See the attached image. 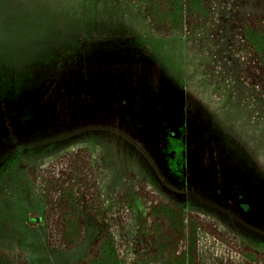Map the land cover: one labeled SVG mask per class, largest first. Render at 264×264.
Segmentation results:
<instances>
[{
	"label": "trees",
	"instance_id": "16d2710c",
	"mask_svg": "<svg viewBox=\"0 0 264 264\" xmlns=\"http://www.w3.org/2000/svg\"><path fill=\"white\" fill-rule=\"evenodd\" d=\"M127 2L158 37L202 38L209 59L199 75L213 106L240 88L264 110V0ZM218 8L231 14L225 30L217 25ZM44 50H31L29 72L0 76V194L16 176L32 185L42 216L29 214L25 223L43 226L47 248L73 252L95 231L75 264H151L155 257L158 264H199L202 231L244 260L264 262V165L200 97L186 90L192 181L184 210L160 190L178 117L159 105L156 71L136 59L147 57L144 47L123 53L109 86L91 72L98 57L92 49L72 40ZM115 85L125 94L110 89ZM0 264H29L26 248L1 246Z\"/></svg>",
	"mask_w": 264,
	"mask_h": 264
},
{
	"label": "rangeland",
	"instance_id": "374dc122",
	"mask_svg": "<svg viewBox=\"0 0 264 264\" xmlns=\"http://www.w3.org/2000/svg\"><path fill=\"white\" fill-rule=\"evenodd\" d=\"M230 18L231 14L217 9L219 29H227ZM119 30L127 32L124 38L100 43ZM72 40L98 54L93 59L97 65L91 72L104 78L106 86L112 84L115 64L123 63L126 51L144 47L147 57L144 52V57L136 59L148 63L156 71L159 105L175 109L178 117L177 131L167 138L166 172L160 189L166 199L184 210L188 208L187 191L192 170L184 150V127L188 120L183 112L188 88L194 97H200L221 127H226L227 134L240 143L242 140L254 159L264 165V119L259 120L264 110L253 105L249 90L240 88L228 91L226 100L219 105L209 102L199 75L201 64L209 59L208 48L200 36L158 37L127 0H0V76L6 73L14 77L21 69L26 73L32 70L29 63L34 60L31 51L34 48L40 55L48 45ZM91 65L92 61L88 66ZM112 87L110 89L116 94H125L124 88ZM110 145L107 140L105 148L112 149ZM123 160L126 162V158ZM10 175L15 177V173ZM16 178L5 185V191L0 194V247L26 248L29 264H75L95 237V231H90L73 252L47 248L43 226L25 223L29 214L37 218L42 216L40 203L32 185L23 178L18 182ZM197 240L199 264H264L244 260L202 231L197 233ZM160 262L161 258L155 257L151 264Z\"/></svg>",
	"mask_w": 264,
	"mask_h": 264
}]
</instances>
